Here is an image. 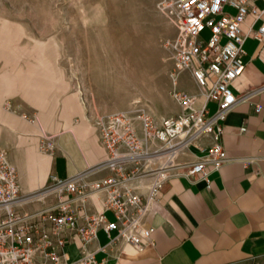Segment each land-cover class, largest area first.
Segmentation results:
<instances>
[{
	"label": "built area",
	"instance_id": "1",
	"mask_svg": "<svg viewBox=\"0 0 264 264\" xmlns=\"http://www.w3.org/2000/svg\"><path fill=\"white\" fill-rule=\"evenodd\" d=\"M259 4L264 0H160L159 9L176 28L164 45L174 64L171 97L181 110L162 117L135 111L97 116L95 124L107 151L97 168H108L111 175L92 180L85 172L68 178L52 175L49 185L24 196L17 169L0 150V264H103L90 247L100 230L109 244L124 240L142 252L153 243L154 231L144 218L156 189L170 174L192 182L202 179L211 187L207 167L219 170L230 161L221 142L225 131L221 122L239 102L250 98L238 97L234 82L246 68V38L264 42V23L257 30H242L249 13L257 19L264 14ZM186 70L204 90L205 101L199 108L194 106L195 96L178 89V77ZM209 101L217 104L213 114L208 113ZM261 109L256 107L257 112ZM205 137L211 138L209 145L200 143ZM191 146L203 155L177 163L179 154ZM144 178L151 179L147 195L139 191L140 183L131 184ZM93 198L101 205L96 211L95 203H90ZM33 202L43 205L33 211L23 208ZM72 243L79 245L76 260L67 250Z\"/></svg>",
	"mask_w": 264,
	"mask_h": 264
},
{
	"label": "crops",
	"instance_id": "2",
	"mask_svg": "<svg viewBox=\"0 0 264 264\" xmlns=\"http://www.w3.org/2000/svg\"><path fill=\"white\" fill-rule=\"evenodd\" d=\"M263 23L264 14L257 19L249 13L242 30H257ZM244 50L246 68L234 82V92L238 97L250 95V98L239 102L221 122L225 128L221 142L230 161L219 170L207 167L211 187L202 179L192 182L183 175L170 174L156 189L144 218L145 225L154 228L153 243L139 252L124 240L109 244L107 234L100 230L97 239L90 245L92 250H96L95 256L99 262L264 264V89H260L264 86V42L249 36ZM177 85L178 89L195 96L196 108L202 106L204 90L197 84L191 71L181 72ZM258 105L262 108L259 112L256 110ZM1 107L5 111L3 104ZM178 107L176 112L181 110ZM207 107L208 113L213 114L217 104L209 101ZM77 114L71 117L72 129L68 127L53 133L42 127L40 121L37 124L42 134H38L32 123L21 116H2L0 113V149L11 148L10 160L17 167L24 196L39 192L52 175L68 178L85 172L92 180L113 173L108 168H97L105 161L107 151L101 143L100 134L97 135L98 128L78 125L73 120ZM56 120L63 121L61 115H57ZM243 127L245 131H241ZM3 133L8 135L7 140L2 138ZM43 134L61 136L58 151L39 150V140ZM200 143L209 145L211 138L205 137ZM201 155L203 153L196 146H191L190 150L179 154L177 163L193 162ZM47 159L49 163L46 166ZM142 180H133L131 184L138 186L140 183L139 191L147 195V185L151 179ZM90 203H95L92 207L94 211L101 207L94 198ZM27 204L23 205L27 211L43 205L42 202L32 206ZM111 215L108 213L113 220L114 215ZM67 250L73 260L79 258L77 243L70 244Z\"/></svg>",
	"mask_w": 264,
	"mask_h": 264
},
{
	"label": "rangeland",
	"instance_id": "3",
	"mask_svg": "<svg viewBox=\"0 0 264 264\" xmlns=\"http://www.w3.org/2000/svg\"><path fill=\"white\" fill-rule=\"evenodd\" d=\"M159 2L0 0L1 115L17 114L42 134L40 121L58 133L74 127L75 113V123L92 129L103 114L177 113L174 64L164 45L176 28ZM61 143L60 135L43 134L38 148L58 151ZM4 148L10 159L11 148Z\"/></svg>",
	"mask_w": 264,
	"mask_h": 264
},
{
	"label": "bare ground",
	"instance_id": "4",
	"mask_svg": "<svg viewBox=\"0 0 264 264\" xmlns=\"http://www.w3.org/2000/svg\"><path fill=\"white\" fill-rule=\"evenodd\" d=\"M45 163H46V166L48 165V163H49V159H47L46 161H45Z\"/></svg>",
	"mask_w": 264,
	"mask_h": 264
}]
</instances>
